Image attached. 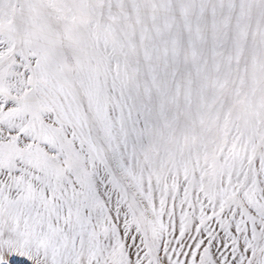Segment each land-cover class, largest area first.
I'll use <instances>...</instances> for the list:
<instances>
[{"label":"snow or ice","instance_id":"6c2138e0","mask_svg":"<svg viewBox=\"0 0 264 264\" xmlns=\"http://www.w3.org/2000/svg\"><path fill=\"white\" fill-rule=\"evenodd\" d=\"M0 264H264V0H0Z\"/></svg>","mask_w":264,"mask_h":264}]
</instances>
